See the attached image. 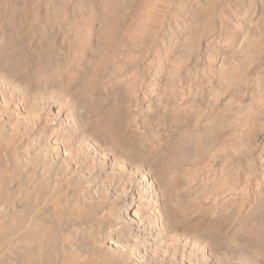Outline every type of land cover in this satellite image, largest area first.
Segmentation results:
<instances>
[{
    "label": "rangeland",
    "instance_id": "obj_1",
    "mask_svg": "<svg viewBox=\"0 0 264 264\" xmlns=\"http://www.w3.org/2000/svg\"><path fill=\"white\" fill-rule=\"evenodd\" d=\"M115 2L110 10L107 0H0L3 180L21 186L22 193L36 204L42 200L56 207L60 204L58 194L66 197L59 222L52 224L59 240L75 239L67 238L63 228L88 227L93 228V235L76 238L97 244L104 241L110 228L113 239L136 245L152 264H264V112L256 116L238 113L224 125L225 133L219 141L220 145L234 136V146H218L172 175L180 205L179 220L185 224L208 223V231L203 229L205 225L183 224L176 233L168 229L160 239L147 233L131 236L116 213L123 205L115 200L119 192L136 185L123 170L121 146L140 151H148L150 146L152 156H167L181 138L180 133L203 125L204 102L211 93L218 92L220 108L244 93L253 101L264 97V53L252 57L231 83L219 86L215 78V65L234 53L241 36L252 30L261 33L255 0ZM8 47L11 49L6 55ZM87 83L90 92L83 95L81 88ZM35 128L39 129L32 130ZM110 133L111 138L107 137ZM244 137L251 142L243 145ZM213 178L218 179L217 183L212 182ZM3 190L0 208L14 196L13 190ZM45 210L39 212L46 214ZM0 250L1 254L6 250L1 241ZM77 255L85 264H122L119 260L99 259L94 251L79 250Z\"/></svg>",
    "mask_w": 264,
    "mask_h": 264
},
{
    "label": "bare ground",
    "instance_id": "obj_2",
    "mask_svg": "<svg viewBox=\"0 0 264 264\" xmlns=\"http://www.w3.org/2000/svg\"><path fill=\"white\" fill-rule=\"evenodd\" d=\"M16 1V0H15ZM20 1V0H19ZM58 1V0H57ZM110 10H113L114 3L117 0H107ZM247 1V0H246ZM251 1V0H250ZM255 5L259 12V23L262 26L261 33L258 30H252V33L244 34L239 39V42L234 47V53L221 61L216 66L215 78L219 86L226 85L235 80L237 74L244 69V65L252 58L264 53V0H255ZM73 3V2H72ZM78 3V2H77ZM9 4V3H7ZM25 4V3H24ZM182 4V3H181ZM200 4V2H199ZM220 4V3H219ZM209 5V4H208ZM249 5V4H248ZM30 7V4L28 5ZM77 6H79L77 4ZM133 6V5H132ZM239 6V5H237ZM236 6V7H237ZM83 7V6H82ZM131 7V6H130ZM135 7V6H134ZM217 7V6H216ZM37 8V7H36ZM85 8V7H84ZM220 8V7H219ZM73 9V8H72ZM256 9V8H255ZM27 10V9H26ZM91 10V9H90ZM136 10V9H135ZM37 12V11H36ZM39 12V11H38ZM234 12V11H233ZM17 13V12H16ZM105 13V12H104ZM189 13V10H188ZM245 13V12H244ZM71 14V13H70ZM111 14V13H110ZM130 14V13H129ZM190 14V13H189ZM188 14V15H189ZM17 15V14H16ZM48 15V14H47ZM232 16V15H231ZM257 16V15H256ZM72 17V15H71ZM16 18V17H15ZM38 18V17H37ZM17 19V18H16ZM138 19V18H137ZM255 19V18H254ZM257 19V18H256ZM18 21V20H17ZM36 21V20H35ZM244 21V20H243ZM242 21V22H243ZM253 21V20H252ZM200 22V21H199ZM59 23V22H58ZM148 23V22H147ZM232 23V22H231ZM256 23V22H255ZM62 24V23H61ZM119 24V23H118ZM36 25V24H35ZM70 25V24H69ZM35 27V26H34ZM161 27V26H160ZM11 28V27H10ZM171 28V27H170ZM16 29V28H15ZM180 29V28H179ZM42 30V29H41ZM7 31V30H6ZM24 31V30H23ZM187 31V29H186ZM19 32V31H18ZM63 32V31H62ZM102 32V31H101ZM191 32V31H190ZM245 32V31H244ZM243 32V33H244ZM55 33V34H54ZM53 35H56L54 32ZM3 35V34H2ZM52 35V36H53ZM167 35V34H166ZM177 35V34H176ZM183 35V34H182ZM241 35V34H240ZM185 36V35H184ZM6 37V36H5ZM61 37V36H60ZM102 37V36H101ZM51 38V37H50ZM165 38V37H164ZM11 39V38H10ZM62 39V38H61ZM129 39V38H128ZM218 39V38H217ZM119 40V39H118ZM165 40V39H164ZM181 40V39H180ZM196 40V39H195ZM201 40V39H200ZM24 41V40H23ZM22 41V42H23ZM49 41V39H48ZM59 41V40H58ZM207 41V40H206ZM32 42V41H31ZM97 42V41H96ZM47 43V42H46ZM59 43V42H58ZM57 43V44H58ZM94 43V42H93ZM150 43V42H149ZM1 44V43H0ZM128 44V43H127ZM131 44V43H130ZM190 44V43H189ZM195 44V43H194ZM23 45V44H22ZM34 45V44H33ZM43 45V44H41ZM224 45V44H223ZM184 46V45H183ZM25 47V46H24ZM23 47V48H24ZM160 47V46H158ZM167 47V46H166ZM195 47V46H194ZM136 48V47H135ZM169 48V47H168ZM197 48V47H196ZM11 47L5 49L6 55L10 52ZM165 49V48H164ZM28 51V50H27ZM180 51V50H178ZM137 52V51H136ZM165 52V51H164ZM21 53V52H20ZM27 53V52H26ZM53 53V52H52ZM188 53V52H187ZM223 53V52H222ZM181 54V53H180ZM225 54V53H224ZM227 54V53H226ZM225 54V55H226ZM18 55V54H17ZM44 55V54H43ZM53 55V54H52ZM187 55V54H186ZM87 56V55H86ZM159 56V54H158ZM37 57V55H36ZM48 57V56H47ZM181 57V56H180ZM27 58V57H26ZM38 58V57H37ZM43 58V57H42ZM104 58V57H103ZM39 59V58H38ZM61 59V57H60ZM147 59V58H146ZM262 59V58H261ZM25 60V59H24ZM32 60V59H31ZM45 60V59H44ZM48 60V59H47ZM165 60V59H164ZM181 60V59H180ZM57 61V60H56ZM55 61V63H56ZM61 61V60H60ZM95 61V60H94ZM31 62V61H30ZM38 62V61H37ZM63 62V61H62ZM261 62V61H260ZM32 63V62H31ZM34 63V62H33ZM54 63V64H55ZM39 66V65H38ZM140 66V65H139ZM145 66V65H144ZM48 67V66H47ZM86 67V66H85ZM250 67V66H249ZM253 67V66H252ZM139 69V68H138ZM84 70V69H83ZM87 70V69H86ZM115 70V69H114ZM61 71V70H60ZM85 71V70H84ZM181 71V70H180ZM138 74V73H137ZM8 75V74H7ZM31 75V74H30ZM264 75V74H263ZM261 77V76H260ZM263 79V78H262ZM1 80V78H0ZM3 80V79H2ZM101 81V80H100ZM250 81V80H249ZM82 83V82H81ZM215 83V80H214ZM240 83V82H239ZM255 83H260L259 79H255ZM26 84V83H25ZM80 84V83H78ZM21 85V84H20ZM30 85V84H29ZM82 85V84H81ZM247 85V84H246ZM12 86V85H11ZM18 86V85H17ZM253 86V85H252ZM1 87V86H0ZM7 87V86H6ZM13 87V86H12ZM29 87V86H28ZM81 87V86H80ZM247 87V86H246ZM4 88V87H3ZM11 88V87H10ZM33 88V87H32ZM38 88V87H37ZM69 88V87H68ZM79 88V87H78ZM220 88V87H219ZM243 88V87H242ZM39 89V88H38ZM209 89V88H208ZM17 90V89H16ZM20 90V89H19ZM23 90V89H22ZM21 90V91H22ZM53 90V89H52ZM219 89H217L218 91ZM230 90V89H229ZM58 91V90H57ZM100 91V90H99ZM24 92V91H23ZM33 92V90H32ZM90 92L89 83L84 84L81 88V94L86 95ZM229 92V91H228ZM235 92V91H234ZM243 92V91H242ZM246 92V91H245ZM31 93V92H30ZM95 93V92H93ZM120 93V92H119ZM136 93V92H135ZM3 94V93H2ZM6 94V93H5ZM20 94V93H19ZM73 94V93H72ZM113 94V93H112ZM4 95V94H3ZM236 95V94H235ZM13 96V95H12ZM120 96V95H119ZM118 97V96H117ZM14 98V97H13ZM12 98V99H13ZM197 98V97H196ZM198 100L199 99H196ZM52 99V98H51ZM202 99V97H201ZM31 100V99H30ZM29 100V104H30ZM42 100V98H41ZM58 100V99H57ZM69 100V99H68ZM96 100V99H95ZM131 100V99H130ZM221 100V99H220ZM225 101V100H223ZM3 102V101H2ZM96 102V101H95ZM219 95L218 92H213L210 98L204 102L203 108V125L198 124L197 128L192 131L180 133V139L170 150L166 156L151 155V147L148 151H140L128 146L120 147V154L123 157L124 164L123 170L127 171L136 185L130 186L126 190H120L115 200L120 202L123 207L119 208L116 213L122 218L125 223L127 233L132 235L154 236L155 239L164 237L166 231L171 229L174 233L177 227L186 225L187 227L204 226L203 229L209 230L210 224L204 222H196L185 224L179 220V201L178 196L175 195L174 178L172 175L191 161H196L200 156L209 155L213 149L219 147H227L229 144L234 146V136L220 142L223 136L224 125L231 123L234 116L238 113L245 112L256 116L264 112V97L258 98L256 101L248 99V94L244 93L236 101H230L223 108L218 105ZM71 103V102H70ZM87 103V102H86ZM108 103V102H107ZM147 103V102H146ZM155 103V102H154ZM171 103V102H170ZM202 103V102H201ZM39 104V103H38ZM49 104V103H48ZM105 104V103H104ZM174 104V103H173ZM153 105V104H152ZM168 105V104H167ZM27 106V103H26ZM34 106V104H33ZM40 106V105H39ZM46 106V105H45ZM71 106V105H70ZM182 106V105H181ZM35 107V106H34ZM54 107V106H53ZM9 108V107H8ZM32 108V107H31ZM149 108V107H148ZM151 108V107H150ZM18 109H20L18 107ZM30 109V108H29ZM83 109V108H82ZM131 109V108H130ZM179 106L177 107V110ZM64 110V109H62ZM24 111V110H23ZM22 111V112H23ZM27 111V110H26ZM65 111V110H64ZM28 112V111H27ZM50 112V111H49ZM62 112V111H61ZM40 113V112H39ZM72 113V112H70ZM124 113V112H123ZM154 113V112H153ZM22 114V113H21ZM24 114V112H23ZM22 114V116H23ZM36 114V113H35ZM59 114V113H58ZM56 115V117L58 116ZM61 114V113H60ZM66 114V113H65ZM62 115V114H61ZM55 116V115H54ZM67 116V115H66ZM77 116V115H76ZM55 117V118H56ZM68 117V116H67ZM151 117V116H150ZM26 118V117H25ZM70 118V117H68ZM67 118V119H68ZM24 119V118H23ZM21 118V120H23ZM37 119V118H36ZM40 119V118H39ZM60 119V118H59ZM72 119V118H71ZM74 119V118H73ZM79 119V118H78ZM9 119H7L8 121ZM15 120V119H14ZM13 120V121H14ZM18 120V119H17ZM16 120V121H17ZM55 120V119H54ZM35 121V120H34ZM79 121V120H78ZM82 121V120H81ZM188 121V120H187ZM3 122V121H2ZM42 122V121H41ZM64 122V121H63ZM75 122V121H74ZM149 122V121H148ZM168 122V121H167ZM190 122V121H189ZM194 122V121H193ZM11 123V122H9ZM35 123V122H34ZM145 123V122H144ZM7 124V123H6ZM28 124V123H27ZM49 124V123H48ZM50 124H52L50 122ZM49 124V125H50ZM197 124V123H196ZM234 124V123H233ZM4 125V124H3ZM14 125V124H12ZM11 125V126H12ZM23 125V124H22ZM36 125V123L34 124ZM39 125V123H38ZM68 125V124H67ZM92 125V124H91ZM21 126V125H20ZM40 126V125H39ZM36 126V127H39ZM45 126V125H44ZM56 126V125H55ZM66 126V125H65ZM130 126V124H129ZM234 126V125H233ZM10 127V126H8ZM7 127V128H8ZM77 127V126H76ZM195 127V125H194ZM51 128V127H50ZM69 128V127H68ZM132 128V127H131ZM9 129V128H8ZM35 128L32 130H36ZM41 129V128H40ZM56 129V128H55ZM65 129V128H64ZM73 129V128H72ZM7 131V130H6ZM64 131V130H63ZM74 131V130H73ZM147 131V130H146ZM182 131V130H181ZM9 132V131H8ZM35 132V131H34ZM43 132V131H42ZM235 132V131H234ZM39 133V132H38ZM74 133V132H73ZM239 133V132H238ZM7 134V133H6ZM94 134V133H93ZM113 134V133H112ZM108 134L107 137L111 138L113 135ZM29 135V134H28ZM46 135V134H44ZM55 135V134H54ZM74 135V134H73ZM146 135V134H145ZM66 136V135H65ZM169 136V135H168ZM250 136V135H249ZM25 137V136H23ZM59 137V136H58ZM31 138V137H30ZM33 138V137H32ZM45 138V136H44ZM65 138V137H64ZM68 138V136H67ZM34 139V138H33ZM53 139V138H52ZM42 140V139H41ZM46 140V139H44ZM65 140V139H64ZM63 140V141H64ZM86 140V139H85ZM141 140V139H138ZM171 140V139H170ZM36 141V140H35ZM53 141V140H52ZM33 142V141H32ZM48 142V141H47ZM90 142V141H89ZM147 142V141H146ZM249 142L248 137H244L243 145ZM50 143V142H49ZM63 143V142H62ZM71 143V142H70ZM79 143V142H78ZM19 144V143H18ZM44 144V143H43ZM4 144H2L3 146ZM58 145V144H57ZM74 145V144H73ZM76 145V144H75ZM74 145V146H75ZM78 145V144H77ZM76 145V146H77ZM47 146V145H46ZM49 146V145H48ZM59 146V145H58ZM73 146V147H74ZM134 146V145H133ZM238 146V144H237ZM36 147V146H35ZM41 147V145H40ZM61 147V146H60ZM17 148V147H16ZM14 148V149H16ZM20 148V147H19ZM230 148V147H229ZM40 149V148H39ZM226 149V148H225ZM18 150V149H17ZM38 150V149H37ZM42 149H40L41 152ZM47 150V149H46ZM60 150V149H59ZM229 150V149H228ZM44 151V149H43ZM50 151V150H49ZM56 151V150H55ZM14 152V151H13ZM12 152V153H13ZM236 152V151H235ZM19 153V152H18ZM23 153V152H21ZM52 153V152H51ZM54 153V152H53ZM90 153V152H89ZM88 153V154H89ZM95 153V152H94ZM34 154V153H33ZM32 154V155H33ZM44 154V152H43ZM231 154V153H230ZM12 155V154H11ZM63 155H67L63 153ZM62 155V156H63ZM93 155V152H92ZM110 155V154H109ZM108 155V156H109ZM5 156V155H4ZM61 156V157H62ZM70 156V155H69ZM81 156V155H80ZM91 156V155H90ZM1 157V156H0ZM52 157V156H51ZM60 157V156H59ZM64 157V156H63ZM100 157V156H98ZM98 157H96L98 159ZM218 157V156H217ZM4 158V157H2ZM7 158V157H6ZM53 158V157H52ZM51 158V159H52ZM78 158V157H77ZM95 158V159H96ZM50 159V160H51ZM57 159V158H56ZM66 159V158H65ZM80 159V158H79ZM230 159V158H229ZM38 160V159H37ZM42 160V159H41ZM25 161V160H24ZM34 161V160H33ZM47 161V160H46ZM49 161V160H48ZM55 161V160H54ZM60 160H58L59 162ZM90 161V159H89ZM102 161V160H101ZM107 161V159H106ZM23 162V161H21ZM28 162V161H27ZM56 162V161H55ZM61 162V161H60ZM65 162V161H64ZM63 162V163H64ZM98 162V161H97ZM6 163V162H5ZM4 163V164H5ZM108 163V162H107ZM219 163V162H218ZM13 164V163H12ZM21 164V163H20ZM25 164V163H24ZM62 164V163H61ZM65 164V163H64ZM91 164V163H90ZM26 165V164H25ZM30 165V164H29ZM70 165V164H69ZM105 165V164H104ZM103 165V166H104ZM228 165V164H227ZM48 166V165H47ZM71 166V165H70ZM69 166V167H70ZM213 166V165H212ZM1 167V166H0ZM41 167V166H40ZM54 167V166H53ZM58 167V166H57ZM56 167V168H57ZM96 167V166H95ZM50 168V167H49ZM55 168V169H56ZM73 168V167H72ZM78 168V167H77ZM82 167H80L81 169ZM97 168V167H96ZM95 168V169H96ZM29 169V168H28ZM54 169V170H55ZM198 169V168H197ZM53 170V171H54ZM58 170V169H57ZM70 170V169H69ZM108 170V169H107ZM21 171V169H20ZM73 171V169H72ZM111 171V170H110ZM30 172V169H29ZM28 172V173H29ZM37 172V171H36ZM55 172V171H54ZM58 172V171H57ZM107 172V171H106ZM20 173V172H19ZM52 173V171H51ZM92 173V172H91ZM104 173V172H103ZM114 173V172H113ZM212 173V172H211ZM0 172V189L13 190V198L0 208V241L4 242L6 250L0 253V264H85L83 258L78 256L79 250L94 251L100 258L106 260H119L122 264H152L146 256L141 253V250L136 245H126L125 241L113 239L111 230H107L104 241L97 244H91L90 241H78L77 236L86 235V238L93 235V228H83L80 230H66L67 238H74V240L64 241L59 240L54 235L52 226L60 220L63 213V206L67 203L64 195H59V205L55 202L56 207L50 206L47 202L36 204L29 199V195H24L20 187L13 185L12 180L4 181ZM22 174V173H21ZM48 174V173H47ZM70 174V173H69ZM84 174V173H83ZM96 174V173H95ZM94 174V175H95ZM128 174V175H129ZM228 174V173H227ZM25 175V174H24ZM38 175V173H37ZM50 175V174H49ZM54 175V174H53ZM57 175V174H56ZM76 175V174H75ZM89 175V174H87ZM121 175V174H120ZM126 175V173H125ZM188 175V174H187ZM42 176V175H41ZM77 176V175H76ZM96 176V175H95ZM127 176V175H126ZM215 176V175H214ZM224 176V175H223ZM228 176V175H227ZM23 177V176H22ZM65 177V176H64ZM68 177V176H66ZM101 177V176H100ZM44 178V177H43ZM92 178V177H91ZM98 178V177H97ZM96 178V179H97ZM116 178V177H115ZM118 178V177H117ZM116 178V179H117ZM126 178V177H125ZM13 179V177H12ZM74 179V178H73ZM90 179V178H89ZM204 179V178H203ZM46 180V179H45ZM49 180V179H48ZM81 180V179H80ZM84 180V178H83ZM94 180V179H93ZM101 180V179H99ZM14 181V180H13ZM75 181V180H74ZM72 181V182H74ZM82 181V180H81ZM92 181V180H91ZM218 179L213 178L212 182L217 183ZM53 182V181H52ZM61 182V181H60ZM97 182V181H96ZM108 182V180H107ZM188 182V181H187ZM208 182V181H207ZM101 183V182H100ZM117 183V182H116ZM122 183V182H121ZM126 183V182H125ZM176 183V182H175ZM19 184V183H18ZM52 184V183H51ZM63 184V183H62ZM72 185V183H69ZM99 184V182H98ZM31 185V184H30ZM29 185V186H30ZM74 185V184H73ZM72 185V186H73ZM86 185V184H84ZM125 185V184H124ZM132 185V184H131ZM114 186V185H113ZM126 186V185H125ZM179 186V185H178ZM253 186V185H252ZM27 187V185H26ZM25 187V188H26ZM68 187V186H65ZM239 187V186H238ZM37 188V187H36ZM57 188V187H56ZM69 188V187H68ZM109 188L106 185V189ZM29 189V188H28ZM73 189V188H72ZM84 189V188H83ZM105 189V190H106ZM3 190V191H5ZM104 190V191H105ZM115 190V189H114ZM118 190V191H119ZM252 190V188H251ZM45 191V190H44ZM110 191V189H108ZM112 192V191H111ZM116 192V191H115ZM262 192V191H261ZM7 193V192H6ZM60 193V192H59ZM69 193V192H68ZM33 194V193H32ZM88 194V193H87ZM253 194V193H252ZM35 195V194H34ZM71 195V194H70ZM89 195V194H88ZM93 195V194H92ZM105 195V193H104ZM107 195V194H106ZM113 195V194H112ZM116 195V193L114 194ZM6 196V195H5ZM33 196V195H32ZM54 196V193H53ZM68 196V195H67ZM254 196V195H253ZM255 196H257L255 194ZM4 197V196H3ZM79 197V196H77ZM92 197V196H90ZM89 197V198H90ZM187 197V196H186ZM32 198V197H31ZM86 198V197H85ZM84 198V199H85ZM109 198H111L109 196ZM264 201V194L262 195ZM6 199V198H5ZM34 199V198H33ZM112 199V198H111ZM219 199V198H218ZM86 200V199H85ZM107 200V199H106ZM221 200V199H220ZM1 201V200H0ZM76 201V200H75ZM215 201V200H214ZM80 202V201H79ZM88 202V201H87ZM90 202V201H89ZM207 202V201H206ZM45 203V204H44ZM215 203V202H214ZM219 203V202H218ZM73 204V203H72ZM80 204V203H79ZM87 205V204H86ZM106 205V204H105ZM114 205V204H113ZM116 205V204H115ZM224 205V204H223ZM233 205V204H232ZM221 206V205H220ZM72 207V206H71ZM87 207V206H86ZM89 207V206H88ZM110 207V206H109ZM45 208L46 214H41L39 211ZM77 208V207H76ZM105 208V207H104ZM117 208V207H116ZM102 209V208H101ZM111 209V208H110ZM104 210V209H103ZM107 210V208H106ZM115 210V209H114ZM235 210V209H234ZM109 211V210H108ZM111 211V210H110ZM77 212V211H76ZM114 212V211H113ZM45 213V212H44ZM104 213V212H103ZM184 213V212H183ZM238 213V212H237ZM243 213V212H242ZM91 215V214H90ZM99 215V214H98ZM115 216V214H113ZM117 215V218L119 217ZM204 215V214H203ZM95 216V215H94ZM105 216V215H103ZM205 216V215H204ZM184 218V215L182 214ZM36 219V221H32ZM67 219V218H66ZM194 219V218H193ZM213 219V218H212ZM215 219V218H214ZM86 220V219H85ZM117 220V219H116ZM119 220V219H118ZM67 221V220H66ZM65 221V222H66ZM92 221V220H91ZM105 221V220H103ZM115 221V219H114ZM120 221V220H119ZM70 222V221H69ZM69 222H67L69 224ZM80 222V221H79ZM97 222V221H96ZM117 221H115L116 223ZM84 223V222H83ZM90 223V222H89ZM66 224V223H65ZM71 224V222H70ZM108 224V223H107ZM67 225V224H66ZM120 225V224H119ZM97 226V225H96ZM103 226V225H102ZM61 227V226H60ZM73 227V226H72ZM77 227V226H76ZM81 227V226H80ZM86 227V226H83ZM98 227V226H97ZM218 227V226H217ZM58 228V227H57ZM115 228V226H114ZM113 228V229H114ZM122 228V227H121ZM215 228V227H214ZM61 229V228H59ZM116 229V228H115ZM213 229V228H212ZM98 230V229H97ZM122 230V229H121ZM77 231V232H76ZM12 240V235L18 233ZM100 232L102 230L100 229ZM113 232V231H112ZM125 232V231H124ZM203 232V231H202ZM57 233V231H56ZM103 233V232H102ZM122 233V232H121ZM262 233V232H261ZM58 234V233H57ZM215 234V233H214ZM168 235V234H167ZM195 235V234H194ZM64 236V235H63ZM176 236V235H175ZM66 237V236H65ZM178 238V236H176ZM210 237V236H209ZM144 238V237H142ZM198 238V237H197ZM97 239V238H95ZM124 239V238H123ZM189 239V238H188ZM80 240V239H79ZM149 240V239H148ZM190 240V239H189ZM224 240V239H222ZM248 240V239H247ZM131 241V240H130ZM134 241V240H133ZM137 241V240H135ZM207 241V240H206ZM97 242V241H96ZM186 242V241H185ZM189 242V241H188ZM192 242V241H191ZM259 242V241H258ZM95 243V242H93ZM139 243V242H138ZM152 243V242H151ZM163 243V242H162ZM234 243V242H233ZM236 243V242H235ZM245 243V242H244ZM148 244V243H147ZM153 244V243H152ZM187 244V243H186ZM185 244V245H186ZM191 244V243H190ZM212 244V243H211ZM154 245V244H153ZM156 245V244H155ZM161 245V244H160ZM140 246V245H139ZM142 247V246H141ZM163 248V246H161ZM4 248V247H3ZM155 248V246H154ZM159 247H157L158 249ZM212 248V247H211ZM259 248V247H258ZM151 249V248H150ZM149 249V250H150ZM153 249V248H152ZM181 249V248H180ZM185 249V248H184ZM188 250V248H186ZM206 249V248H205ZM245 249V248H244ZM3 250V249H2ZM176 250V249H175ZM183 250V249H182ZM1 251V250H0ZM177 251V250H176ZM175 251V252H176ZM186 251V250H185ZM167 251H165L166 253ZM174 252V253H175ZM180 252V251H179ZM206 252V251H205ZM84 253V252H83ZM147 253V252H146ZM163 253V251H162ZM183 253V252H182ZM207 253V252H206ZM151 254V253H150ZM156 254V253H155ZM158 254V252H157ZM160 254V253H159ZM168 254V252H167ZM209 254V253H208ZM86 255V254H84ZM147 255V254H146ZM174 255V254H173ZM204 255V254H203ZM159 256V255H158ZM186 256V255H185ZM154 257V256H153ZM157 257V256H156ZM161 257V256H160ZM174 257V256H173ZM190 257V255H189ZM195 257V256H194ZM197 257V256H196ZM223 257V256H222ZM163 258H165L163 256ZM169 258V257H168ZM176 258V256H175ZM256 258V257H255ZM193 259V258H192ZM260 259V257L258 258ZM161 260V259H160ZM163 260V259H162ZM166 260V258H165ZM191 260V259H190ZM226 260V259H225ZM173 261V260H172ZM185 261V260H184ZM188 261V260H187ZM209 261V260H208ZM260 261V260H259ZM91 262V261H90ZM157 262V261H156ZM181 262V261H180ZM263 262V261H262ZM115 263V262H114ZM164 263V262H163ZM189 263V262H188ZM239 263V262H238ZM161 264V263H160ZM202 264V263H201ZM229 264V263H228Z\"/></svg>",
    "mask_w": 264,
    "mask_h": 264
}]
</instances>
